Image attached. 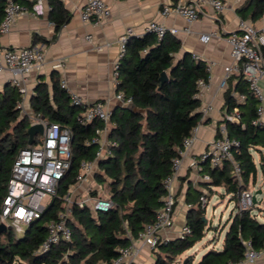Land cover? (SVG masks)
Masks as SVG:
<instances>
[{"label": "trees", "instance_id": "1", "mask_svg": "<svg viewBox=\"0 0 264 264\" xmlns=\"http://www.w3.org/2000/svg\"><path fill=\"white\" fill-rule=\"evenodd\" d=\"M6 1L0 0V19ZM47 1L49 19L58 31L72 13L62 0ZM255 4L254 19L264 13V0H256ZM117 72V91L131 97L132 104L111 113V154L100 158L96 156L98 144L92 139L104 123L97 119L80 121L83 107L71 102L70 93L58 78L53 76L51 89L46 82L37 84L30 102L32 114L71 129L72 162L60 181L58 194L43 215L21 235L10 231L0 235V264L16 261L18 264H113L120 250L155 220L166 193L164 180L172 171L174 159L180 156L185 138L201 121L198 81L207 80L209 72L205 61L195 59L192 53L181 52V40L170 32L161 39L151 32L130 36L124 55L118 60ZM232 78L225 90V106L229 111L237 106L241 119L223 122L229 137L236 141L232 148L233 161L240 173L239 176L233 173L231 161L211 167L208 160L202 161L201 172L210 176L207 186L222 187L239 202L241 192L257 183L254 151L259 152L264 171V124L260 121L258 100L248 90L246 80L238 75L234 83ZM235 93L245 94L246 99L239 102ZM21 100L15 86L8 85L0 91V208L7 194L13 162L19 151L28 146L31 118L22 114ZM84 160L97 163L99 170L94 172V178L106 184L105 193L112 206L93 211L89 205L74 204L69 219L72 239L41 251L48 234L47 224L63 208L62 198L77 183ZM91 191L92 196L99 193ZM200 196L196 195L197 203H191L187 214L189 231L159 243L153 251V260L146 264H173L205 236L206 207L201 205ZM249 247L257 250L264 247V219L254 208H237L230 217L221 247L210 248L195 264L237 263L244 260ZM185 264H194V258Z\"/></svg>", "mask_w": 264, "mask_h": 264}, {"label": "built area", "instance_id": "2", "mask_svg": "<svg viewBox=\"0 0 264 264\" xmlns=\"http://www.w3.org/2000/svg\"><path fill=\"white\" fill-rule=\"evenodd\" d=\"M26 1L28 2L20 3L16 0H7L0 19V74L9 73L11 82L21 91H24L21 86V78L34 67L43 64L44 51L38 45L4 46L1 43V36L10 31L18 15L25 13L41 15L45 13L46 0ZM206 6L211 7L219 16L225 8V2L224 0H194L188 3H173L164 5L162 14L165 16L173 13L178 14L185 19L188 25H191L206 15L204 10ZM109 14L110 7L105 0H85L80 10V17L83 21L95 24L100 23ZM184 31L189 32V26ZM146 32L154 33L158 39H161L167 32L176 34L179 30L176 28L169 29L162 22L150 21L146 25ZM132 35L133 30L128 28L119 37V58L124 55L126 41ZM219 35L220 33L217 31H211L201 34L200 39L207 43L213 37ZM86 38L91 41L93 36L87 35ZM225 39L230 45L232 62L225 65L224 76L219 86L226 89L228 81L233 75H241L246 80L248 90L258 100V113L261 116L264 110V90L261 84L264 81V33L254 25L241 19L238 30L228 33ZM193 57L202 59L198 54H193ZM205 63L209 76L207 80L200 79L198 81L197 96L199 98L205 90L210 88L212 63ZM117 66L118 62L114 67L116 81ZM61 86L67 88L65 80H61ZM70 96L73 104L83 107L80 121L87 122L97 119L104 123L103 128L97 129V135L92 139V142L98 144L97 158L110 155L109 144L111 141L102 139V134L106 130V124L110 122L111 110L107 108L104 101L87 103L76 94H70ZM115 97L124 105L132 104V98L126 97L123 91H118ZM245 99V94L237 95L239 102ZM211 108V105H207L202 108L201 112L205 114ZM30 118V125L43 124L44 133L37 139L36 143L21 149L16 156L12 165L11 177L7 184V194L0 208V223L5 224L16 235L23 234L51 205L54 196L58 194L60 181L69 170L72 162L71 129L62 126L58 122H49L44 118L36 116H30ZM240 119L241 113L237 106L224 116V121L240 122ZM196 131L197 126L193 129L192 134L185 138L183 149L180 151L181 154L174 159L172 171L164 180L166 193L162 198L163 203L157 211L155 220L146 225L136 238H132L128 246L120 250V254L114 259L113 264H140L139 259L144 249H148L153 253L159 243L169 240V237L163 233L174 224V212L177 204L173 189L174 182L181 169L183 156L196 139ZM235 144L236 141L229 137L226 124L223 122L219 125L216 136L208 143L207 149L200 155L199 161L194 160L193 165L201 170V164L204 160H208L211 167H221L226 161H231L233 163V173L239 176L240 168L233 161L232 148ZM96 167L97 163L94 161H82L76 184L85 181L89 174H94ZM202 178L205 181L210 180L207 173H203ZM72 187L62 198L63 208L57 212L56 218L47 224L48 234L40 246L41 251H48L52 246L72 239V228L69 225V219L72 217L74 204L79 206L89 205L93 211L107 210L112 206L109 197L101 194L92 196L89 192L83 198L76 199L72 194ZM89 189L92 190V187ZM255 193L251 186L243 190L240 194L238 208H252L255 205L253 201ZM200 203L203 207L207 206V195L202 194L200 196ZM188 231L189 227L185 224L181 229V234ZM263 256L264 247L259 250L249 247L243 261L230 264H255Z\"/></svg>", "mask_w": 264, "mask_h": 264}, {"label": "crops", "instance_id": "3", "mask_svg": "<svg viewBox=\"0 0 264 264\" xmlns=\"http://www.w3.org/2000/svg\"><path fill=\"white\" fill-rule=\"evenodd\" d=\"M62 1L72 16L58 31L49 19V5L46 0L44 14L18 15L10 31L1 36V43L4 46L38 45L44 51L43 64L34 67L21 78L24 91L17 87L22 96L20 107L23 115L34 116L30 102L36 86L43 81L51 89L53 76L58 78L60 83L61 80H65L68 92L80 96L87 103L104 101L111 111L128 106L115 97L118 91L114 67L119 60V37L128 28L133 30L135 36L144 35L146 25L150 21L162 22L169 29H178L179 32L173 35L181 40V52L192 53V56L198 54L202 57L201 60L212 63L210 88L200 97L199 111L202 116L197 125L196 139L183 156L181 169L174 182L173 189L177 200L174 224L163 233L170 239L176 238L186 224L191 203H197L196 195L205 194L210 197L218 190V187L207 186V181L202 178L203 173L193 165V161H199L208 143L216 136L217 128L223 123L225 114L229 112L225 106L226 89L219 86L224 76L225 65L232 62L230 45L225 37L228 33L238 30L241 19L264 33V13L256 19L253 18L256 0H224L225 8L219 16L211 7L206 6L204 8L206 15L188 25L178 14L163 15L162 8L164 5L188 3L194 0H105L110 7V14L100 23L95 24L83 21L80 17V10L85 0ZM188 26L190 31H184ZM211 31H217L220 35L213 37L207 43L201 41L200 35ZM87 35H92L93 39L88 40ZM99 46L101 48H98ZM236 76L238 75L231 77L234 83L237 81ZM261 84L264 90V81ZM8 85L15 86L10 80L9 73L0 74V91ZM238 94L240 93L234 94L236 98ZM207 105H211L212 108L204 114L201 111ZM260 121L264 124V110ZM110 130L109 122L102 134V139L105 141L109 140ZM262 151L264 154V148ZM255 162L258 168L257 180L260 177L264 179V173L259 168L260 157L255 158ZM96 170H99L98 166ZM76 185H78L77 193L82 194L83 197L88 194L90 187L102 191V184L97 182L93 173ZM153 258L154 254L144 249L139 263H149ZM255 264H264V256Z\"/></svg>", "mask_w": 264, "mask_h": 264}, {"label": "rangeland", "instance_id": "4", "mask_svg": "<svg viewBox=\"0 0 264 264\" xmlns=\"http://www.w3.org/2000/svg\"><path fill=\"white\" fill-rule=\"evenodd\" d=\"M41 135L42 134H39L38 139L41 137ZM254 156L257 159L260 157L257 152L254 153ZM259 168L261 171H263L261 165L259 166ZM77 186L78 185H74L72 187V194H74L76 199H81L83 198V196L82 194L77 193ZM250 186L252 187L254 193L258 189H262V193L257 195V200L259 202L253 205L252 208L256 210L260 218L264 219V179L260 177L255 185L252 184ZM105 187L106 184H102V191L99 190V192H101V195H107V193L104 194ZM87 193L92 195V191H90V189ZM207 197L208 204L206 206L205 218L207 220L208 228L206 230L205 236L201 240H199L191 249L179 255L176 259V262H174L173 264H185L187 263L189 258H194L195 264L210 248L221 247L224 235L230 224V217L237 211L238 201L237 199H232L231 194H226L222 187H218V190H216L215 193H213L210 197L209 195H207ZM8 231L14 233L11 229H8ZM4 234L6 233H3L1 235L4 236ZM18 263L19 261H16L14 264ZM22 264L28 263L23 262Z\"/></svg>", "mask_w": 264, "mask_h": 264}, {"label": "water", "instance_id": "5", "mask_svg": "<svg viewBox=\"0 0 264 264\" xmlns=\"http://www.w3.org/2000/svg\"><path fill=\"white\" fill-rule=\"evenodd\" d=\"M135 36V35H133ZM166 78V73L164 72L162 74V79L164 80ZM112 110L111 112H113ZM28 145H33L35 143V136L39 134L44 133V126L42 123H35L29 126L28 130ZM262 193V189H258L256 193L253 195V201L255 204H257L259 201L257 200V195ZM8 231V228L5 224L0 223V235L3 233H6Z\"/></svg>", "mask_w": 264, "mask_h": 264}]
</instances>
